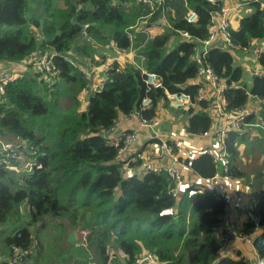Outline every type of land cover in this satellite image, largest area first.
<instances>
[{
	"label": "trees",
	"instance_id": "trees-1",
	"mask_svg": "<svg viewBox=\"0 0 264 264\" xmlns=\"http://www.w3.org/2000/svg\"><path fill=\"white\" fill-rule=\"evenodd\" d=\"M28 1L36 6L33 14ZM237 1L251 12L239 19L235 29L230 28L234 49L264 37V9L252 0ZM79 7L82 10L73 24ZM221 8L217 0H165L146 17L148 8L139 0H0V62L20 68L31 61L26 70L3 83L0 97V135L25 146L19 172L0 166V255L10 258L15 247L29 251L23 260L29 264H134L144 252L154 257L146 264H252L239 253L218 257L223 247L217 235L225 214L222 198L194 187L174 198L168 194L173 183L165 173L123 175L117 149L104 135L121 117L138 109L144 97L151 100L141 111L145 119L167 107L165 91H185L195 97L196 87L183 88L197 72L193 43L178 42V32L204 40L211 16ZM188 10L196 14L195 23L185 20ZM145 17L142 29H135ZM159 19L163 31L150 37L145 29ZM80 25L85 26L84 38H80ZM114 50L135 52L143 69L159 78L160 87L147 90L137 65L113 60L101 88H88L84 73L72 61L87 67L91 61L101 65L107 52ZM44 56L50 59L56 79L51 84L45 78L50 75L40 77L31 67L33 59ZM203 61L227 83L226 110H240L250 98L264 100V56L259 58L262 73L252 77L250 88L242 82L241 68L234 65L230 52L213 47ZM83 94L86 108L79 111ZM62 99L70 101V108L60 107ZM197 105L188 111L170 109L188 120L184 129L192 135L206 133L211 125L209 103ZM255 120L253 114L246 116L240 129ZM254 128L260 136L257 140L264 143L262 126ZM240 129L225 137L231 161L238 147L236 138L241 141ZM24 162L29 166L24 167ZM191 164L203 177L215 172L212 158L205 153ZM257 194L256 204L246 211L256 215L263 227L264 190ZM22 204L28 205L30 218L25 217L24 225L9 235L5 232L8 216ZM37 224L40 230L49 224L58 231L53 245L42 244ZM31 226L36 227L32 235ZM246 226L253 229L250 221ZM68 232L86 233V237L68 242ZM252 244L264 264V229L256 232Z\"/></svg>",
	"mask_w": 264,
	"mask_h": 264
},
{
	"label": "built area",
	"instance_id": "built-area-1",
	"mask_svg": "<svg viewBox=\"0 0 264 264\" xmlns=\"http://www.w3.org/2000/svg\"><path fill=\"white\" fill-rule=\"evenodd\" d=\"M141 3L147 6L148 14L146 17L150 16L156 8V5L162 4L165 0H139ZM213 2L214 0H209ZM222 3V8L219 13L211 16L208 24V34L204 40H194L191 39L187 32H178L180 38H183L187 42L193 43V55L192 60L197 66V72L195 77L191 78L183 88L196 87V94L194 98L185 92L179 91L176 93H170L165 91V99L167 100V107L165 111L170 112V109L188 111L191 108H196L198 101H207L209 107L220 116L221 123L219 124V131L214 136V146L203 150V152L212 159L215 163H218L222 167L223 175L230 174V158L225 148L224 135L230 130L238 131L240 129V124L244 121L246 116L250 115V110L247 108H242L237 111H228L225 109L226 100L223 97V90L227 87L225 79L220 78L212 67L206 65L203 61L205 54L210 48H220L222 50L228 51L233 57V63L235 66L241 68L242 75L252 78L253 76L260 75L262 73V68L259 64V58L264 56V41L260 44H250L248 47H238L235 49L230 40V26H229V12L233 10H240L245 4L237 3L234 7L224 8V0H217ZM258 3L259 6L264 9V0H252ZM141 19L140 22L136 23L134 28L140 29L143 21L146 19ZM185 20L188 23H195L197 21V16L194 12L188 10L185 13ZM196 42V43H194ZM120 57H127L125 61L132 62L141 69L142 75L144 76V84L146 89L160 87V80L154 73L146 72L138 62V56L135 52L128 51L127 53H122L117 51ZM241 54V55H240ZM141 59V58H139ZM113 60V59H112ZM108 61L104 64L105 78L98 84L91 85L89 83L91 72L87 69H82L86 80L88 81V88L92 90H99L101 86L106 82V74L109 70L110 63ZM118 61V59H116ZM34 65L39 68L43 74L48 75L51 73L50 59L41 57L38 61L36 58L33 59ZM31 62V61H29ZM22 67L24 68L23 64ZM25 68L24 70H26ZM15 76L10 70L0 71V97L4 94L3 83L11 80ZM151 104V100L148 97H144L139 108L132 111L128 116H123L126 119H136L138 126L135 129L126 130L119 128V120L114 124L112 128L104 133L105 137L112 141L113 147L117 149L116 161L120 164L119 171L123 174L133 173L137 170L140 175L145 173H165L168 178L173 183L171 189L168 190V194L172 197L177 198L179 195V190L182 185V177L180 171L181 161L171 153V147L161 135L160 127L164 120V113L156 110V115L153 118L145 119L141 116V111L147 109ZM264 122L257 126H263ZM143 139L144 142L138 147L135 144ZM153 145V149L152 146ZM22 146L20 143L8 144L5 139L0 135V166L9 171L17 172L19 166L15 162H20L23 153L21 151ZM153 157H159L160 164L152 163L151 159ZM167 158V160H165ZM18 164V163H17ZM29 166V162L26 163ZM131 173V174H132ZM214 175V174H213ZM213 177V176H211ZM206 179L209 182L212 178ZM261 181L262 188L264 190V165L261 170ZM212 193L217 197H220L227 202L229 199L224 196V194L218 190H212ZM248 220L251 222L253 227L258 228V217L247 212ZM223 225L218 230L219 242H222L223 246L229 242H251L253 232L249 229L246 224L241 228H235L227 224L226 215L223 216ZM246 222V223H247ZM83 236L86 233H82ZM13 253L10 258L5 257L4 261L8 264H21L24 257L29 254L28 250H22L20 248H13ZM239 257H243L240 255ZM244 259V257H243ZM245 260V259H244ZM154 262V257L148 252L142 253L135 261L134 264H146ZM259 264H261L258 261ZM126 264V263H121Z\"/></svg>",
	"mask_w": 264,
	"mask_h": 264
},
{
	"label": "crops",
	"instance_id": "crops-1",
	"mask_svg": "<svg viewBox=\"0 0 264 264\" xmlns=\"http://www.w3.org/2000/svg\"><path fill=\"white\" fill-rule=\"evenodd\" d=\"M237 0H224V8L234 7L238 2ZM239 11V10H233ZM233 12H229V26L231 29H235L238 26L239 19L237 21V17ZM34 12H32L33 14ZM237 21V22H236ZM144 22V21H143ZM163 25L155 24L151 27L146 28V32L150 37H154L159 35L163 31ZM175 40L173 38L170 41V47H173ZM241 55V54H240ZM106 59L111 61L112 59H118V62L124 63L127 62L125 59L127 57H120L117 54V50L114 52L108 51L106 54ZM105 60V62L107 61ZM141 60V59H140ZM96 61V60H95ZM259 61V60H258ZM104 62V63H105ZM104 63L101 65H93L90 66L88 71L91 72V82L90 84L95 85L99 82L103 81L105 78L104 72ZM25 68H18V65L10 66L5 62H0V71L1 70H10L12 73L18 75L19 72L23 71ZM245 75H242V82L247 85ZM250 80L252 78L249 77ZM49 84L53 82L52 78L48 81ZM85 94L81 96V100H85ZM244 108L250 110V114L255 116V123L246 125L248 128L240 129L241 132V141H239L240 137H237L235 140V146L238 147L236 149V153L234 154L232 161L230 159V174L223 175L222 167L218 165V163L214 162L215 172L212 180L209 182L210 177H203L196 173L191 167V161L199 158L204 152L203 150L209 147L214 146V136L219 131V124L221 123V118L217 115L211 107H209V114L211 117V125L209 130L201 135H192L186 132L185 125L188 120L182 117V114L175 115L172 111H165V108H161L159 111L164 113V120L162 122V126L160 127L161 135L166 141H169V145L171 147V153L175 155L180 161V171L182 177V185L179 190V194L184 192L187 188L194 187L195 190L199 192H211L215 188L220 190L225 197L229 200L225 202V215L227 219V224L235 227L241 228L244 226L248 220L247 212L248 208L256 204L258 194L257 191L263 190L261 186V174H259V169H261L264 165V143L259 142L257 139L260 138L258 133L255 131L254 126L262 124L264 121V100L258 101L257 99L250 98L248 104ZM81 111H84L82 108ZM179 111V110H178ZM181 111V110H180ZM119 128L131 130L135 129L138 126V122L136 119H126L125 117H121L119 119ZM186 122V123H185ZM260 122V123H259ZM170 127V128H168ZM264 125L263 129V137H264ZM173 130H166L172 129ZM254 128V129H253ZM234 131V130H230ZM228 131V132H230ZM235 132V131H234ZM238 132V131H236ZM227 134V132H226ZM224 135V144L225 137ZM264 139V138H263ZM9 143H15V141L8 139ZM144 140L140 139L139 142L135 144V147L143 144ZM17 143V142H16ZM153 149V145L150 144ZM234 146V149H235ZM226 147V145H225ZM227 150V149H226ZM209 156V155H208ZM210 157V156H209ZM212 158V157H211ZM167 160V158L165 159ZM152 163L160 164L159 157H153L151 159ZM168 161V160H167ZM234 167V168H233ZM256 171V173H255ZM140 175L137 170L133 171ZM132 173V172H131ZM235 173V174H234ZM133 174V173H132ZM259 174V175H258ZM247 176H249L247 178ZM247 179H250L249 182ZM253 180V181H252ZM253 184L250 186V184ZM37 227V225H36ZM35 227V228H36ZM253 235L251 242H229L222 247V251L225 253L223 256L233 257L237 253L246 258L249 263L259 264L258 257L256 251L253 247V238L256 235V232L264 229L263 227H252ZM73 233L74 241H77L79 238L78 233L68 232V234ZM68 241V240H67ZM64 249V248H60ZM225 249V250H223ZM5 255H0V262L5 260ZM21 264H29L26 262H22Z\"/></svg>",
	"mask_w": 264,
	"mask_h": 264
},
{
	"label": "rangeland",
	"instance_id": "rangeland-1",
	"mask_svg": "<svg viewBox=\"0 0 264 264\" xmlns=\"http://www.w3.org/2000/svg\"><path fill=\"white\" fill-rule=\"evenodd\" d=\"M236 2H238V1H236ZM28 3H29V5H30V8H31V12H34L35 11V9H36V6L33 4V2L32 1H28ZM57 3H59V2H57ZM239 3V2H238ZM233 12V11H232ZM251 12V9L248 7V6H242L241 7V9L239 10V11H234L233 13L236 15V17H237V21H238V19H240V18H242V17H244V16H246V15H248L249 13ZM30 14L31 13H28L27 14V16L29 17L30 16ZM236 21V22H237ZM161 24V23H163V19H159L155 24ZM140 29H142V28H140ZM145 28H143V30H144ZM35 32V34H36V36L38 37V31L37 30H35L34 31ZM145 32H146V29H145ZM99 60V58L98 57H96V61H98ZM76 62V61H75ZM30 63L31 62H26V63H24L23 64V66H24V68H27L28 66L27 65H30ZM31 67L33 68V67H35V70H37L40 74H41V76L40 77H44V74H43V72H41V70L39 69V68H36L37 66L36 65H34V64H32L31 65ZM17 76V75H16ZM15 76V77H16ZM48 81H50L51 80V78H52V80L55 82L56 81V79H54L55 77H52V76H47V77H45ZM244 78H246V81H247V87L248 88H250V86H251V80L249 79V77L248 76H244ZM80 100V106H79V108H78V110L79 111H81L82 110V108H84V110H85V108H86V102H85V100H81V99H79ZM258 101H260V100H258ZM70 106V101L69 100H67V99H62L61 100V105H60V107L62 108V109H66V108H68ZM70 108V107H69ZM52 111H55V109H53ZM168 128H170V127H168ZM166 130H173V128L172 129H166ZM5 140H6V142L8 143V144H10L8 141V139L9 138H4ZM21 162H23V160L21 161ZM22 169V168H21ZM18 171V170H17ZM129 174H131V173H127V174H123V175H129ZM25 217H27V218H30V215H29V207H28V205L27 204H22V205H20L18 208H16V207H14L13 208V210L10 212V214H9V216H8V220H7V223H6V225H5V232L6 233H8L9 235H12V234H14L15 233V231H17L19 228H21L23 225H24V219H25ZM41 222H45V220L44 219H42V220H40ZM39 224H37V226H38ZM35 228V227H34ZM36 232H37V234H38V237H39V239H40V241L42 242V244L44 245V246H48V245H53L55 242H54V238H55V236L58 234V231H54V229H53V226L52 225H47V227H45L44 229H42V230H40V228H36ZM77 233V232H76ZM78 235H79V238H77V241L79 240L80 241V239L81 240H84L85 239V236H83L82 237V235L80 234V233H78ZM52 241H53V243H52ZM49 249H53L54 250V248H43V251L44 252H49ZM56 249V248H55ZM223 250H225V249H223ZM225 252L224 251H222V250H220L219 251V255H218V257H225V255L223 256L222 254H224ZM56 258H53V260H55ZM244 259L246 260V258L244 257ZM58 261H59V258H58ZM60 263H62V261H59Z\"/></svg>",
	"mask_w": 264,
	"mask_h": 264
},
{
	"label": "water",
	"instance_id": "water-1",
	"mask_svg": "<svg viewBox=\"0 0 264 264\" xmlns=\"http://www.w3.org/2000/svg\"><path fill=\"white\" fill-rule=\"evenodd\" d=\"M81 10H82V8L79 7V8L76 10L75 14L73 15V17H72V19H71V22H72L73 24H76V22H77L76 20H77V18H78V16H79ZM80 28H81L80 38H84V36H85V34H84L85 26L80 25ZM182 41H184V39L178 40V42H182ZM262 41H264V37L261 38V39H259L258 42H257V44H260ZM29 231H30V234L32 235L33 232H34V226H31V227L29 228ZM67 240H68V242H74V235H73V233L68 234V236H67Z\"/></svg>",
	"mask_w": 264,
	"mask_h": 264
},
{
	"label": "clouds",
	"instance_id": "clouds-1",
	"mask_svg": "<svg viewBox=\"0 0 264 264\" xmlns=\"http://www.w3.org/2000/svg\"><path fill=\"white\" fill-rule=\"evenodd\" d=\"M180 39H183V38H180ZM184 41H185V40H184ZM113 60H116V59H113ZM113 60H112V61H113ZM72 62H73V65L76 66V67H78L80 70H81V68H82V69H87V70L89 69V67L83 65V63H79V62H75V61H72ZM107 62H108V60H107L105 63H107ZM105 63H104V64H105ZM102 64H103V63H102ZM91 65L93 66V65H97V64H96L94 61H91ZM41 72H42V71H41ZM48 75L52 76L53 74L50 73V74H48ZM15 76H16V74H15ZM15 76H14V77H15ZM44 76H47V75L44 74ZM90 77H91V76H90ZM90 82H91V79L89 80V83H90ZM91 85H92V84H91ZM3 139H4V138H3ZM15 143H16V142H15ZM15 143H10V144H15ZM17 143H19V142H17ZM20 144H21V143H20ZM21 146H22V147H25V146L22 145V144H21ZM21 151H22V149H21ZM22 153H23V151H22ZM23 156H24V153H23ZM23 159H24V157H22V159L20 160V163H21L20 165L17 164V165L20 167L19 170H18L17 172H19V171L21 170V168H22L23 162H21V161H22ZM24 167H28V165H26V162H24ZM81 235H82V237H83V234H81ZM85 237H86V235H85Z\"/></svg>",
	"mask_w": 264,
	"mask_h": 264
}]
</instances>
